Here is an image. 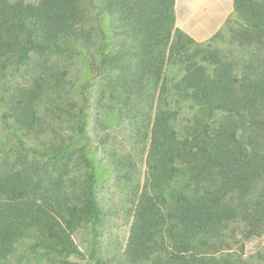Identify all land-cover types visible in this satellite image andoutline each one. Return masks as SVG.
Returning a JSON list of instances; mask_svg holds the SVG:
<instances>
[{
    "label": "trees",
    "instance_id": "obj_1",
    "mask_svg": "<svg viewBox=\"0 0 264 264\" xmlns=\"http://www.w3.org/2000/svg\"><path fill=\"white\" fill-rule=\"evenodd\" d=\"M176 3L0 0V264H253L264 0H233L206 42L177 27ZM126 129L129 150L101 136ZM110 183L129 232L103 258L75 235L96 244Z\"/></svg>",
    "mask_w": 264,
    "mask_h": 264
},
{
    "label": "rangeland",
    "instance_id": "obj_2",
    "mask_svg": "<svg viewBox=\"0 0 264 264\" xmlns=\"http://www.w3.org/2000/svg\"><path fill=\"white\" fill-rule=\"evenodd\" d=\"M24 1L28 3H36L39 0ZM177 4V27L183 31L184 29H188L190 32L189 35L199 42H206L219 30H223L224 24L220 27L221 29L217 28L218 25L222 21L226 22L224 17L229 15V18L233 12V0H178L176 7ZM192 13L198 18L197 20L191 17ZM205 22H207V25H205ZM226 44L227 38L223 40L222 46H226ZM3 109L4 107H0V132L7 133L3 126ZM101 136L106 139L109 146L113 145L116 147L118 145L126 150L131 148L130 141L127 140L128 129L124 131L122 130V132L110 131L107 133L102 131ZM107 161L108 160H104L103 165H105ZM139 168H142V172H144V166L139 164ZM100 197L102 198L104 208L113 212H108L109 215L107 216L104 225L100 228V234L96 244L94 240H92L93 234L89 229L80 230L75 235V240L82 251L90 253V251H87L91 250L94 246L95 250L98 251L99 256L103 258H111L116 254V249L119 247V243L126 240L129 226L125 219V213L123 211V195L119 187L112 183L105 185L101 189ZM245 256L247 258L253 256V264H264V237L262 239L255 238L247 242ZM85 259L87 260L73 257L71 258V264H93L89 261L88 257ZM31 264L47 263L32 262Z\"/></svg>",
    "mask_w": 264,
    "mask_h": 264
},
{
    "label": "crops",
    "instance_id": "obj_3",
    "mask_svg": "<svg viewBox=\"0 0 264 264\" xmlns=\"http://www.w3.org/2000/svg\"><path fill=\"white\" fill-rule=\"evenodd\" d=\"M178 1V0H177ZM177 8H178V4H177V7H176V14H177V16H178V13H177ZM193 10V9H192ZM191 10V11H192ZM192 16L191 17H193V19L195 18L196 20L198 19L196 16H194L193 15V13L191 14ZM229 16V15H228ZM228 16H226V17H224V20L226 19L227 20V18H228ZM222 19V18H221ZM225 20V21H226ZM225 22L224 21H222L219 25H218V27L217 28H220L221 26H222V24H224ZM205 25H207V22H205ZM221 29V28H220ZM184 31H186L188 34H190V32L188 31V29H184Z\"/></svg>",
    "mask_w": 264,
    "mask_h": 264
}]
</instances>
